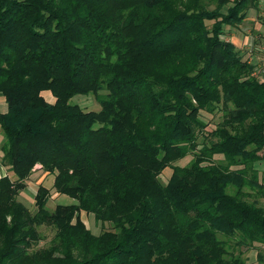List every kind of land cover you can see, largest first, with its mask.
Returning a JSON list of instances; mask_svg holds the SVG:
<instances>
[{"label": "trees", "instance_id": "16d2710c", "mask_svg": "<svg viewBox=\"0 0 264 264\" xmlns=\"http://www.w3.org/2000/svg\"><path fill=\"white\" fill-rule=\"evenodd\" d=\"M257 7L0 0V149L14 174L0 177V264H246L230 243L264 246V206L246 200L264 199V81L224 35ZM89 94L98 111L70 102ZM203 113L220 123L207 130ZM36 165L76 203L49 210L43 185L33 210L19 201ZM82 212L112 230L92 234ZM44 226L54 235L37 248Z\"/></svg>", "mask_w": 264, "mask_h": 264}, {"label": "rangeland", "instance_id": "374dc122", "mask_svg": "<svg viewBox=\"0 0 264 264\" xmlns=\"http://www.w3.org/2000/svg\"><path fill=\"white\" fill-rule=\"evenodd\" d=\"M215 6H216L215 2L210 1L207 3V9L209 10L214 9ZM258 16L259 14H257L254 11H251L248 15V19H257ZM259 19L261 18L259 17ZM251 28H252L251 25L242 23L239 25L238 29L240 31H243V33L247 34ZM256 33H259L260 35H264V25L261 27L260 25H257V26L255 25L254 28L251 29V31L248 34L250 35L253 34L254 36H256L257 35ZM224 39L227 40V35H224ZM256 41L258 45V50L254 51V59L250 60L252 55L249 51L241 50L242 54L240 52L239 53L241 57L243 58V60H247L248 62L249 60L251 61V64L254 67V73H253L254 76L257 77L259 80L264 81V67H263L264 66L263 65L264 64V38H261L258 36V39H256ZM43 95L47 101L49 102L53 101V98L50 95V93L45 92L43 93ZM70 102L78 105L81 109L85 111H98L100 109L97 99L95 98V96H92L90 94L89 95H76L71 99ZM202 117L207 122V125H208L207 130L214 129L217 126V124L220 123L221 121V116L219 113L213 114V115L203 113ZM2 138L3 140H2V144L0 145V148L5 142V138L3 134H2ZM0 153L3 156L1 149H0ZM190 159H191V156H187L186 158L180 160L176 164L180 166H184L189 163ZM221 159L222 158L220 156H215L213 160L214 162L217 163V162H220ZM253 168L257 172L258 183L259 184L264 183V161L255 163ZM35 173L36 174L30 180L27 181L26 188L23 191H21L17 197V199L21 201L25 206L33 210L34 196L36 194L38 185H43L46 188L50 189V197L47 202V208L49 210L54 209V207L58 204L70 205V204L76 203L75 200L69 198L68 196L56 194L52 190L51 188L53 184L52 176L50 177L49 175H46L42 177L41 180H38L39 181L38 183L36 180V177L38 175H37V172ZM170 175H171V170L169 168H166L160 176L161 181L165 183L169 179ZM256 191L257 189H255L254 191L249 190L248 191L249 196L246 198V200L249 202H255L259 206H264V199L260 197L256 193ZM80 217L83 220L86 227L94 235H98L103 231L112 230V226L109 223L101 224L99 222H96L94 220L93 215L91 214H86L82 212L80 214ZM38 230L43 236V240L38 244L37 248H45L49 246L50 240L52 239L54 235V230L52 228H48L45 226L40 227ZM230 245L232 247V249L230 250L231 251L230 253L233 254L234 256L241 257L245 261L246 264H264V246L263 245L255 244L253 246H249L247 249L241 248V247L236 248L233 243H230Z\"/></svg>", "mask_w": 264, "mask_h": 264}, {"label": "crops", "instance_id": "0c3cea01", "mask_svg": "<svg viewBox=\"0 0 264 264\" xmlns=\"http://www.w3.org/2000/svg\"><path fill=\"white\" fill-rule=\"evenodd\" d=\"M251 11H254L257 14H259V16L257 17L258 20L248 19V15ZM259 17L261 19H259ZM243 24L251 25L252 27L251 29H253L255 25L256 26L260 25V27L264 25V0H258L257 9H251L247 12V15H246L245 20L243 21ZM238 28L239 26L238 27H225V33H226L225 35H227V41L231 42L241 54H242L241 50L249 51L252 55L250 60H252L254 59V51L258 50L256 39H258V36L261 38H264V35H260L259 33H256L257 34L256 36H254L253 34L250 35L248 33L251 31V29L246 34V33H243V31H240ZM250 60H249V63H251ZM6 111H7V104L5 102L4 97L0 95V113H5ZM2 140L3 138L0 132V145L2 144ZM35 172H37V175H38L36 177V180L38 183H39L38 180H41L42 177L47 175L45 172H43L40 169L39 165H36L35 171L31 174L28 180H30L36 174ZM4 176L9 177L10 179H14V174L12 172L11 167L7 164L2 163V155L0 153V177H4ZM27 181H26V186H27Z\"/></svg>", "mask_w": 264, "mask_h": 264}]
</instances>
